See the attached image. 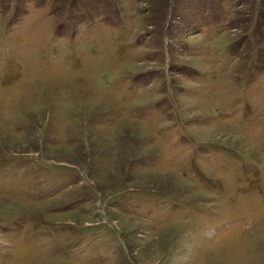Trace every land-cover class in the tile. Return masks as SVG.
<instances>
[{
	"label": "rangeland",
	"instance_id": "1",
	"mask_svg": "<svg viewBox=\"0 0 264 264\" xmlns=\"http://www.w3.org/2000/svg\"><path fill=\"white\" fill-rule=\"evenodd\" d=\"M0 264H264V0H0Z\"/></svg>",
	"mask_w": 264,
	"mask_h": 264
}]
</instances>
